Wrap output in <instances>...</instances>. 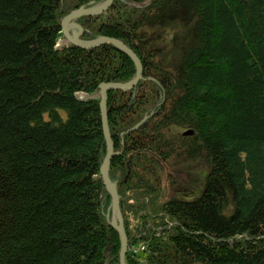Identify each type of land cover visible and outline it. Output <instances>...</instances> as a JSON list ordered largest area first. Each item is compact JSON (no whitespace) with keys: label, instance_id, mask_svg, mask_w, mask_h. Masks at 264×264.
<instances>
[{"label":"trees","instance_id":"1","mask_svg":"<svg viewBox=\"0 0 264 264\" xmlns=\"http://www.w3.org/2000/svg\"><path fill=\"white\" fill-rule=\"evenodd\" d=\"M103 1L0 0V264H119L98 91L135 67L60 31ZM70 24L141 65L105 93L125 263L264 264V0H112Z\"/></svg>","mask_w":264,"mask_h":264},{"label":"water","instance_id":"2","mask_svg":"<svg viewBox=\"0 0 264 264\" xmlns=\"http://www.w3.org/2000/svg\"><path fill=\"white\" fill-rule=\"evenodd\" d=\"M111 2L112 0H104L101 4L95 7L88 8V9H77V10L70 12L67 16H65L61 20L60 31H61L62 37L64 38L67 44H70L74 47H77L83 50L94 48L103 43H109L116 50H118L119 52L124 54L126 57H128L135 67V76L130 82L126 84L101 85L98 91V96H99L98 108L100 112L101 129H102L105 146H106V153H105L103 162L100 166L99 172H100L101 182L106 192L110 196V201H111L110 226L117 233L118 238H119V243H120L119 264H126L124 261V254L126 252L127 244H126V237L123 231L122 217L119 211L118 195H117L115 187L109 182L108 177H107V169H108V165L110 162V157L112 155V142L110 141L107 122H106L105 93L110 90L127 91V90L132 89V87L137 83V81L141 77V65L137 57L118 40L109 39L106 37H100L94 41L83 42L79 40V36L81 35V30L79 26L72 24L75 27H77L76 32H71L70 29L67 28V26L70 25V22L79 16H94V15L100 14L101 12L105 11L109 7Z\"/></svg>","mask_w":264,"mask_h":264},{"label":"rangeland","instance_id":"3","mask_svg":"<svg viewBox=\"0 0 264 264\" xmlns=\"http://www.w3.org/2000/svg\"><path fill=\"white\" fill-rule=\"evenodd\" d=\"M69 29H70L71 32H76L77 31V27H75L72 24L69 25ZM202 170H203V165H202L201 162H198V161L196 163H194V164L181 165L179 167L180 174L183 177H186L188 175L189 177H192L193 179H195V178L198 179V177L200 176Z\"/></svg>","mask_w":264,"mask_h":264},{"label":"bare ground","instance_id":"4","mask_svg":"<svg viewBox=\"0 0 264 264\" xmlns=\"http://www.w3.org/2000/svg\"><path fill=\"white\" fill-rule=\"evenodd\" d=\"M67 28H69V25L67 26Z\"/></svg>","mask_w":264,"mask_h":264},{"label":"built area","instance_id":"5","mask_svg":"<svg viewBox=\"0 0 264 264\" xmlns=\"http://www.w3.org/2000/svg\"><path fill=\"white\" fill-rule=\"evenodd\" d=\"M139 249H142V247H140Z\"/></svg>","mask_w":264,"mask_h":264}]
</instances>
